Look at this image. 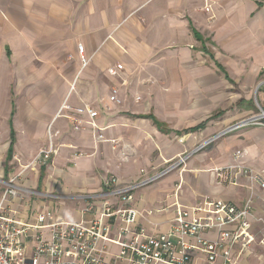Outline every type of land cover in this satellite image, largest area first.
<instances>
[{
	"label": "crops",
	"instance_id": "0c3cea01",
	"mask_svg": "<svg viewBox=\"0 0 264 264\" xmlns=\"http://www.w3.org/2000/svg\"><path fill=\"white\" fill-rule=\"evenodd\" d=\"M116 65L123 69L111 76ZM113 88L122 103L105 113ZM83 106L99 114L95 131L69 120ZM263 114L264 0H0V178L21 174L48 147L49 133L56 150L45 166L21 174L23 191L4 204L25 223L47 211L55 221L88 223L102 200L120 206L105 195L106 179L123 187L140 181V170L151 177L183 155L180 170L133 190L131 207L142 212L134 229L166 233L175 203L192 208L211 197L242 208L246 178L225 186L212 172L242 152L239 163L264 178ZM250 119L259 121L228 131ZM251 195L255 241L237 264H264L256 241L264 238V190L253 184ZM192 259L206 264L197 252Z\"/></svg>",
	"mask_w": 264,
	"mask_h": 264
},
{
	"label": "built area",
	"instance_id": "2783aa9c",
	"mask_svg": "<svg viewBox=\"0 0 264 264\" xmlns=\"http://www.w3.org/2000/svg\"><path fill=\"white\" fill-rule=\"evenodd\" d=\"M203 10L206 13L211 11L208 5ZM78 54L82 68L86 67L89 59L84 57L81 46L78 47ZM122 69L121 65H116L109 68L108 73L116 76ZM134 101L138 102L140 98L135 97ZM121 103L119 90L113 88L103 105V112L109 113ZM73 113L74 117L69 120L75 130L84 127L91 131L97 129L94 120L99 114L92 107L75 108ZM258 121L250 119L232 126L228 131ZM95 138L102 140L98 133ZM215 139L205 142L200 149ZM114 143L111 141V144ZM55 155L56 150L49 133L48 147L40 150L23 167L22 173L45 166ZM187 157L188 155H183L174 162H165L168 166L151 177L143 178L145 172L140 170V181L123 187H119L113 178L106 179L103 182L105 195L119 198L120 206L115 209L106 199L102 200L98 217L88 223L55 221L49 211L37 214L33 223L23 222L16 216V212L10 215V211L4 206L8 198H14L19 191H23L19 182L22 173L8 180L0 178V264H193V252L199 253L206 264H237L238 260L249 253V248L255 241L250 233L249 221L252 216L251 186L256 184L264 190V178L261 174L239 163L243 157L242 152L233 155V164L212 172L214 181L225 186L236 185L239 176L246 178L250 196L242 208L211 197L203 199L192 208H182L175 203L176 216L166 233L154 234L143 228L134 229L142 212L131 207L133 190L175 170L184 164ZM180 190L179 182L175 187V197ZM152 213L148 211L145 214ZM200 214L204 217L200 218ZM117 223V232L112 236ZM212 230L217 231L214 239L203 236L205 232ZM256 241L264 248V238ZM109 245L116 247L117 252L109 251Z\"/></svg>",
	"mask_w": 264,
	"mask_h": 264
},
{
	"label": "rangeland",
	"instance_id": "374dc122",
	"mask_svg": "<svg viewBox=\"0 0 264 264\" xmlns=\"http://www.w3.org/2000/svg\"><path fill=\"white\" fill-rule=\"evenodd\" d=\"M130 149V151H129V156L130 157H132L133 156V154L131 153L132 152V150H133V147H132V144H130V147H129ZM121 149L119 148V149H116V151L115 152H119ZM127 153L125 154V153H119V157L120 158H122L123 159V161L124 160H126V158H127ZM134 157V156H133ZM136 160H137V158H135V160L133 159V163H135L136 162ZM120 161H121V159H120ZM122 162V161H121ZM151 163V162H150ZM142 164H144V163H142ZM120 166V165H119ZM168 165L167 164H164L162 167H161V170H159L158 172H161L162 170H164L166 167H167ZM176 170H180L179 168L178 169H175L174 171H176ZM137 171H138V169H137ZM136 171V172H137ZM174 171H172V172H174ZM172 172H170V173H172ZM171 175H173V174H171ZM181 183V188H182V182H180ZM178 183H176L175 185H174V189H175V187H176V185H177ZM181 193V190L178 192V194H180Z\"/></svg>",
	"mask_w": 264,
	"mask_h": 264
},
{
	"label": "water",
	"instance_id": "95a60500",
	"mask_svg": "<svg viewBox=\"0 0 264 264\" xmlns=\"http://www.w3.org/2000/svg\"><path fill=\"white\" fill-rule=\"evenodd\" d=\"M264 115V114H263Z\"/></svg>",
	"mask_w": 264,
	"mask_h": 264
}]
</instances>
